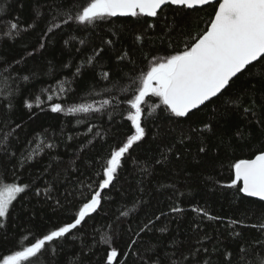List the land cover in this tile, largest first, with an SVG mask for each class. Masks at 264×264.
<instances>
[{
  "label": "trees",
  "instance_id": "1",
  "mask_svg": "<svg viewBox=\"0 0 264 264\" xmlns=\"http://www.w3.org/2000/svg\"><path fill=\"white\" fill-rule=\"evenodd\" d=\"M82 2L55 0L64 7ZM52 4L53 0H0V138L7 135L0 139V187L29 184L10 206L9 218L0 221L4 224L0 261L73 217L102 180L110 151L134 131L125 119L126 102L115 110L110 104L102 113L69 115L67 108L113 99L104 94L105 87L112 86L100 79L103 70H111L113 76H132L138 83L155 60L182 51L206 31L218 7H165L153 19L111 18L87 28L70 23L45 35ZM37 10L43 14L39 21L35 20ZM17 17L21 31L3 35L8 28L5 21ZM97 47L104 49L102 59L96 57L104 68H95V91L101 95H89L85 89L92 83L95 61H86ZM119 56L124 59L118 60ZM81 65L83 76L74 79ZM24 76L29 79L23 80ZM234 80L222 96L186 118L171 116L163 105L155 107L158 98H146V137L130 150L115 188L105 190L109 194L103 197L101 208L60 242L55 255L45 252L41 264H106L113 248L118 251L113 264H145L149 256L167 258L174 241L181 242L185 253L207 248L200 258H210L212 264H251L256 253L264 252V246L253 243L264 240L261 231L244 226L259 224L264 202L226 187L234 175L231 165L238 159L254 158L261 147L264 130L243 108L252 107L249 96L254 95V110L264 120V82L258 75L244 74ZM129 83L125 79L122 87L128 88ZM238 97H243L239 107L233 103ZM7 98L14 100L15 110L5 123ZM24 101L33 105L31 111ZM53 103H61L64 111L51 112ZM4 144L14 153L10 160L3 155ZM174 206L183 211L172 212ZM194 209H204L215 219Z\"/></svg>",
  "mask_w": 264,
  "mask_h": 264
},
{
  "label": "snow or ice",
  "instance_id": "2",
  "mask_svg": "<svg viewBox=\"0 0 264 264\" xmlns=\"http://www.w3.org/2000/svg\"><path fill=\"white\" fill-rule=\"evenodd\" d=\"M214 3L218 4V7L214 12V18L210 21V27L202 34H198L196 39L186 45L182 51L155 60L140 77L138 83L132 76L127 78L123 75L113 76L111 70H103L100 73V79L108 81L112 86L111 89L106 86L104 94L113 96V99H100L97 104L79 103L67 108L66 112L69 115L102 113L110 104L115 110L120 104L126 102L125 119L134 131L127 136L126 142L110 151L106 165L103 167L102 180L96 185L91 196L86 198L82 206L78 207L73 217L64 222L63 226L47 230L42 238L34 239L29 246L3 256L0 264H22V262L41 264L40 258L45 252L51 250L55 255L60 242L64 241L74 230L82 227L86 218H91L92 214L101 208L103 197L109 194L105 190L115 188L114 181L119 170L123 167L124 160L131 155L130 150L146 137V127L144 126L145 108L148 103L146 98H158L159 105L155 107L163 105L164 110L171 116L186 118L194 110L201 109V106H206L208 102H213V98L222 96L231 87V84L235 83L234 78H239L238 74L258 75L260 81L264 82V0H83L82 3L70 7L56 5L53 0L49 11L50 19L46 21L48 27L44 32L45 35L70 23L87 28L115 17L156 18L163 13L165 7L175 6L184 10H198ZM42 15L37 10L35 20L39 21ZM61 17L63 18L61 19ZM5 23L8 24V28L3 35H15L21 31L18 17L5 21ZM30 26L35 27V24ZM148 27L154 28L155 25L149 24ZM142 35L143 33L138 34L136 40L140 41ZM106 43L111 44L112 41ZM44 46V43L39 44L40 48H44ZM103 52V48L93 49V55L86 61V63L95 61L92 83L85 89L89 95H101L100 92L95 91L98 86V81L95 79V68L97 66L104 68L103 64L96 60V57L102 59ZM33 54L29 53V55ZM117 59L122 61L124 56H119ZM5 63L8 62L5 61ZM13 63H18V61L14 60ZM65 66L67 67V65ZM82 67L83 65L77 67L74 79L75 76H83ZM257 68L259 72L254 73L253 70ZM22 79L27 81L29 77L24 76ZM125 79L130 81L126 89L122 87V81ZM254 88L255 85H253ZM60 90L67 91L63 88ZM36 99L39 101V97ZM48 99L51 100V97ZM249 99L252 107H245L243 111L245 114L251 113L252 117L256 118L255 122L258 128L264 130V120H260L254 110L256 106L254 95H250ZM5 103L7 108L6 123L7 120L12 119L11 113L15 110V103L12 98H7ZM233 103L238 107L241 106L243 97H238ZM37 106H39L38 103ZM24 107L31 111L33 105L24 101ZM62 111L64 109L61 103L51 104V112L60 113ZM248 123H253V120L249 119ZM209 130L211 129L209 128ZM88 131L92 132V129L89 128ZM95 135H99V133H95ZM237 135L243 139L242 133L237 132ZM248 136L251 139L250 132ZM0 139H7V135ZM183 139L182 137L181 142ZM261 140V147L257 149L258 154H254V158L238 159L231 165L234 175L231 183L226 187L237 189L246 197H255L259 201H264V136L261 137ZM200 151L203 152L205 149L201 147ZM2 152L8 160L14 156L7 144L2 146ZM28 188L29 184L27 183L21 186L15 182L0 187V221L9 218L10 206L13 201L17 200L18 194L26 193ZM36 195H40L39 189L36 190ZM56 203L59 205V201ZM171 211L180 213L183 209L174 206ZM194 211L208 216L204 209H194ZM208 218L215 219L211 216ZM3 226L4 224L0 222V227ZM244 226L255 227L264 236V213H262L258 225ZM160 230L166 231L163 228ZM104 242L110 243V239L105 238ZM180 243L173 242L171 246L173 251L167 255V258L161 257L154 260L153 256H149L145 264H149V262L152 264H212L210 258H200V254L207 253V248H194L185 253L181 250ZM253 243L264 246V240ZM117 257L118 251L113 248L107 253L106 264H113ZM251 264H264V252L256 253V259Z\"/></svg>",
  "mask_w": 264,
  "mask_h": 264
},
{
  "label": "water",
  "instance_id": "3",
  "mask_svg": "<svg viewBox=\"0 0 264 264\" xmlns=\"http://www.w3.org/2000/svg\"><path fill=\"white\" fill-rule=\"evenodd\" d=\"M214 4H216V3H214ZM206 6H208V5H206ZM206 6H203V8L206 7ZM115 18H130V17H115ZM148 18H149V17H148ZM151 19H153V18H151ZM239 75H240V74H238V76H239ZM234 79H235V78H234ZM214 99H216V98H213V100H214ZM208 103H209V102H208ZM208 103H207V104H208ZM202 107H204V106H201V108H202ZM197 110H199V109H197ZM195 111H196V110H194L193 112H195ZM190 114H191V113H190ZM248 198H251V199H254V200L259 201L258 198H255V197H248ZM261 202H264V201H261Z\"/></svg>",
  "mask_w": 264,
  "mask_h": 264
},
{
  "label": "rangeland",
  "instance_id": "4",
  "mask_svg": "<svg viewBox=\"0 0 264 264\" xmlns=\"http://www.w3.org/2000/svg\"><path fill=\"white\" fill-rule=\"evenodd\" d=\"M19 195V194H18Z\"/></svg>",
  "mask_w": 264,
  "mask_h": 264
}]
</instances>
